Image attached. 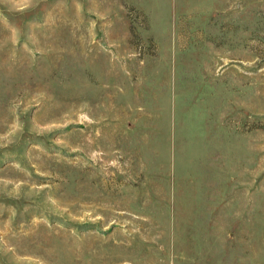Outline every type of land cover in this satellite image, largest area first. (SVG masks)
<instances>
[{
  "label": "rangeland",
  "instance_id": "obj_1",
  "mask_svg": "<svg viewBox=\"0 0 264 264\" xmlns=\"http://www.w3.org/2000/svg\"><path fill=\"white\" fill-rule=\"evenodd\" d=\"M0 264H264V0H0Z\"/></svg>",
  "mask_w": 264,
  "mask_h": 264
}]
</instances>
